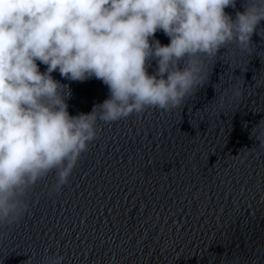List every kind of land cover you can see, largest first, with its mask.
Masks as SVG:
<instances>
[{"label":"water","instance_id":"obj_1","mask_svg":"<svg viewBox=\"0 0 264 264\" xmlns=\"http://www.w3.org/2000/svg\"><path fill=\"white\" fill-rule=\"evenodd\" d=\"M252 41L251 55L233 46L208 61L209 83L182 106L98 120L68 183L54 191L49 173L20 221L0 226V264H264V144L251 136L264 118V28ZM52 76L71 90V115L109 96L95 77ZM233 82L243 95L222 101Z\"/></svg>","mask_w":264,"mask_h":264},{"label":"clouds","instance_id":"obj_2","mask_svg":"<svg viewBox=\"0 0 264 264\" xmlns=\"http://www.w3.org/2000/svg\"><path fill=\"white\" fill-rule=\"evenodd\" d=\"M241 8L237 0H0V226L20 221L28 193L49 173L54 191L68 183L98 120L176 109L209 83L208 61L233 46L251 55L264 0H241ZM157 31L170 42L161 44ZM54 71L72 81L95 77L109 96L71 115V90ZM242 95L233 82L221 99ZM251 136L264 144V118Z\"/></svg>","mask_w":264,"mask_h":264}]
</instances>
